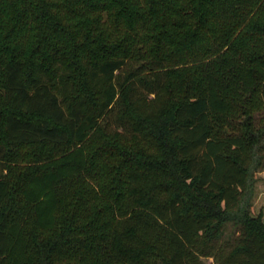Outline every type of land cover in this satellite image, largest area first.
Instances as JSON below:
<instances>
[{"label": "trees", "instance_id": "16d2710c", "mask_svg": "<svg viewBox=\"0 0 264 264\" xmlns=\"http://www.w3.org/2000/svg\"><path fill=\"white\" fill-rule=\"evenodd\" d=\"M263 129L264 0H0V264H264Z\"/></svg>", "mask_w": 264, "mask_h": 264}, {"label": "rangeland", "instance_id": "374dc122", "mask_svg": "<svg viewBox=\"0 0 264 264\" xmlns=\"http://www.w3.org/2000/svg\"><path fill=\"white\" fill-rule=\"evenodd\" d=\"M264 130V129H263ZM264 133V131H263ZM264 135V134H263ZM261 138V137H260ZM258 138L255 143L254 157L260 147L264 146V136L262 139ZM264 155V151L262 152ZM256 169V162L252 166V172L250 176L248 193L246 196L247 208L250 214L257 216L261 214L264 222V168L258 172H254ZM202 264H213L211 259H204Z\"/></svg>", "mask_w": 264, "mask_h": 264}]
</instances>
